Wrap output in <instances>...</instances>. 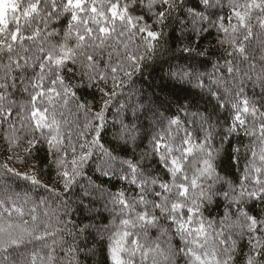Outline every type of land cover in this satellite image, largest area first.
Returning <instances> with one entry per match:
<instances>
[{
    "label": "snow or ice",
    "instance_id": "snow-or-ice-1",
    "mask_svg": "<svg viewBox=\"0 0 264 264\" xmlns=\"http://www.w3.org/2000/svg\"><path fill=\"white\" fill-rule=\"evenodd\" d=\"M218 6L220 0H0V141L8 153L0 162V264H101L100 252L103 264H236L245 240L241 264H264V0H229L227 23L223 15L212 19ZM177 27L182 38H194L173 51L167 38ZM213 28L223 50L215 60L211 44L198 51ZM157 64L168 65L166 82L199 89V99L177 103L175 115L161 111L156 93L148 96L135 79L151 76ZM18 89L30 99H11ZM79 93H98V110ZM118 97L110 132L107 113ZM145 122L152 131L138 153ZM241 134L250 141L243 170L240 145L231 153L225 147ZM41 150L62 191L38 178ZM125 150L131 155H120ZM29 159L27 172L9 166ZM226 159L235 173L224 168ZM157 168L168 178L153 175ZM89 169L138 191L112 192ZM18 180L55 200L27 207V193L10 191ZM77 184L73 209L66 193ZM101 201L112 206L108 224L71 219L81 210L78 219L99 216L93 206ZM221 204L222 214L204 215Z\"/></svg>",
    "mask_w": 264,
    "mask_h": 264
},
{
    "label": "trees",
    "instance_id": "trees-1",
    "mask_svg": "<svg viewBox=\"0 0 264 264\" xmlns=\"http://www.w3.org/2000/svg\"><path fill=\"white\" fill-rule=\"evenodd\" d=\"M193 3H195V0H193ZM220 3L223 5V7L218 6L215 9V15L212 17V19L215 20L216 17L223 15L225 17V23H227V17L229 15V11H230L229 6H228L229 0H220ZM233 22H235V21H233ZM65 24H66V20L63 21L62 23L56 24L55 27L62 29L65 26ZM190 25H191V21L189 20L188 26L190 27ZM204 27H208V25L205 24ZM215 37H216V30H215V28H213L210 35L206 36L205 39H203L200 42V45L198 48V51H203L205 49V46L211 44L212 47L209 49V56L213 60H215V58L217 56H222V54H223V50L219 49L215 46V44H216ZM193 38L194 37H192L190 33L185 35L182 38L180 35V28L177 27L175 29V31L172 32L171 37H168L167 39L169 40V43L171 45L172 50L175 51L176 47L179 44H181L182 42H186L187 40L193 39ZM250 51H251V49H250ZM179 55H183V54H179ZM257 55H259V49L258 48H257ZM170 63H172V64L185 63V61L184 60H180V61L173 60ZM221 63H223V60H221ZM244 66H246V65H242V67H244ZM210 68H211V64H208L206 66V68H201V71L208 70ZM258 70H259V65L257 66V71ZM149 71H151V76H148V73L146 72L145 77L143 79H141L139 77L135 78L137 80V87H140L141 85H143L146 89L148 96H151V93L155 92L156 93V98H155L156 106L160 107L161 111H163V109L165 107L169 108V111L167 113L168 115H175L176 114V104L177 103H183L185 99H192L193 101L199 99V89H193L191 91H184V90H180V89H176V88L172 87L170 82L165 81L164 74H165V72L168 71V65L167 64H164L162 67L159 64H157L155 66V70L149 69ZM222 71L225 74L227 72L226 69H223ZM29 75H31V73H29ZM145 81H149L151 84V87H148V84L145 83ZM166 83H167V86H165ZM246 90H247V95L249 97H252L253 96V90H252V84L251 83H249L247 85ZM259 92H260V89L257 87L255 89V93L257 96L259 95ZM79 94L83 98H86L87 100H94V103L92 105V109H93V111L98 110L99 102H100V97H99L98 93L95 96H92L91 94H85V93H79ZM10 98L13 100H16L18 103L19 102H26L30 99V97L27 93H23L19 89ZM121 99H122L121 97H118L116 99V101L114 102L113 106L111 107V109L107 113V118H108V121L110 124V129H109L110 132L113 130L111 128V122L113 120V113L115 112L116 106L120 103ZM201 110H203V109H201ZM192 111H195V108H193ZM13 116L15 117V112L13 113ZM181 118L183 119L182 116H181ZM82 119L83 118L81 117V120ZM17 126H19V125H17ZM143 127L145 130H147V134L144 135V138L142 140L138 141V145H139L137 148L138 153L140 152V150L144 149L145 146L147 145L148 136L151 135V131H152V129L149 128V125L147 122H145ZM115 130L119 131L118 127ZM89 139H90V137H89ZM109 139H110L109 135L105 134L104 141L106 144L109 141ZM249 143H250L249 139L247 137L243 136V134H241L239 138L234 136L231 140V144L225 145L228 153H231L232 146L237 145V144L240 145V147H241V151H240V167H241V170H243V165L250 156V151L248 154H246L245 150H244V145H248ZM4 147L5 146L3 145L2 141H0V162H4L5 157L8 155V153L4 151ZM17 152H18V154L23 155L22 150H17ZM120 155L129 156V155H131V152H130V150L121 151ZM34 159L39 164V168L36 169V172H37L38 178L41 180V182L43 184L49 185L50 187L56 188L58 191H62V186L59 183H57L55 180V176H56L55 169L53 167H47L46 168V165L48 164V160H49V158L47 156V152L44 150L38 151L37 154L35 155ZM31 163H32V159H29L24 164H20L19 162L13 160V161L9 162V166L16 168L20 172H27L30 170ZM224 168H226L230 173H235L236 166L231 163L230 159H226L224 161ZM157 173H159L163 179L168 178L166 176V174H164L163 171L159 168H157L156 172H154L153 175H156ZM88 175H93V172L91 169L88 170ZM93 179H96L98 183L105 184L108 188H110V190L112 192H116L119 189L123 188L124 190H126L129 193V195H133L138 191V189H136L135 186H130L127 183H122L116 178L109 180L107 178L97 177V176L93 175ZM80 183L83 184V183H86V181L81 180ZM10 191L13 193H20V194L27 193L30 197V203H29V205H27V207H31L32 204H34V203H39V201L42 198L49 200V202H52L55 200V198L52 197L49 193L45 192V190L43 188H33L28 182L23 181V180L15 181L14 185ZM79 195H80L79 184H77L68 193H66V198L68 199L69 204L73 209H75L77 207ZM2 196H3V192L0 191V197H2ZM93 207L96 211H98L100 213L99 216L89 215L88 220L78 219L77 218L78 215L80 217H83L85 215V213H83V211L81 210L80 213L74 212L71 216V219L75 221L77 226H79L81 223H86L89 221L95 222V223H97V225L108 224L109 221L112 219V216L109 215V210H111V208H112L111 204L108 205V210L105 209L103 201L95 204ZM116 211H119V209H116ZM218 213L222 214V204H221V208L209 207L208 210L205 211L204 215L206 217H212V216H217ZM255 214L257 216H259V211L257 210L255 212ZM64 218L67 219L68 217H64ZM151 236L153 238H155L156 232L153 231L151 233ZM96 243H98V246L101 248H103L106 245V241H101V240H99V238L97 239ZM174 243L177 244V246L179 245L178 240L174 241ZM246 251H247V241L245 240L241 244V252L239 253V259L237 260L236 264H241V262L243 260V253ZM104 259H105V253H103V252L98 253L97 260L100 261L101 264H103ZM89 264H91V262H89ZM178 264H184L183 259H180L178 261Z\"/></svg>",
    "mask_w": 264,
    "mask_h": 264
}]
</instances>
